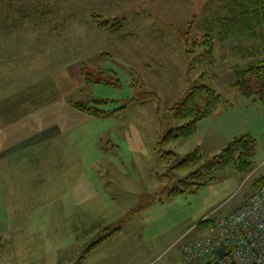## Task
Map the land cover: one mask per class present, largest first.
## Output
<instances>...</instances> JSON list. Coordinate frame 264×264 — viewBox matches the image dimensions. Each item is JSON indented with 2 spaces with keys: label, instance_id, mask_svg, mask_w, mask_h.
Here are the masks:
<instances>
[{
  "label": "rangeland",
  "instance_id": "374dc122",
  "mask_svg": "<svg viewBox=\"0 0 264 264\" xmlns=\"http://www.w3.org/2000/svg\"><path fill=\"white\" fill-rule=\"evenodd\" d=\"M226 15L222 0H5L0 4V22L5 19L8 28H13L17 34L21 31L29 40L47 39L49 44L56 40L51 48L63 55L67 47L63 57L70 62L74 59L75 64H80L85 54L92 56L96 50L114 55L96 56L94 63L81 65L96 83L79 86L70 98L91 103L93 99L108 100L103 107L106 110L126 104L125 107L105 118L84 116L79 122L73 118L78 124L60 142V146L67 145L70 162L86 165L82 176L90 183L91 199L86 203L90 212L75 216L74 226L79 223L81 227L75 233L74 246L65 251V256H72V264L100 237L103 227L121 226L126 221V212L139 205L143 194H158L165 186L176 185V180L161 183L157 179L158 174L166 173L168 161L157 151L156 144L168 130L177 126L170 108L192 86H207L221 99L215 111L198 122L200 132L191 136L188 144L177 145L183 152L179 157L183 158L198 146L202 155L214 156L234 137L248 134L256 142L252 157L254 169L247 176L237 173L233 167L216 170L214 178L209 174L201 176L196 183L203 185L197 186L192 193L175 198L158 194L156 199L161 198L163 203L151 206L147 217L142 215V222L152 225L151 232L142 235L158 241L156 237L165 238L163 248L174 242L171 245L174 247L168 250L177 262H181L177 254V251L180 254V241L198 236L204 228L197 224L206 215L221 217L247 196L256 178L264 175V105L245 99L234 85L235 67L264 56V29L256 30L255 37L228 31L220 23ZM94 19L108 20L113 27L94 30ZM191 21L198 32L207 27L214 32L209 38L211 50L204 52L198 48L191 55L192 68L185 58L183 35ZM41 33L42 36L36 38ZM200 35H193V39ZM65 38L69 42L66 47ZM49 56L36 51L35 56L29 58L33 64L36 61L49 63ZM146 59L163 62L165 67L161 70L165 73L160 74L163 80L159 82L157 75L148 74V71L143 73L140 61ZM93 64L112 65L114 74L93 70ZM85 76L83 73L82 77ZM143 89L155 92L160 101L152 100L143 105L128 102ZM174 141L164 149L176 152L175 145L180 142ZM204 149L209 150L208 153ZM107 161L124 164L126 175L116 180L111 175L109 181L112 182L107 183L106 192L102 190V183ZM198 165L177 170L178 179ZM130 180L135 190L126 193L122 186H127L124 182ZM84 185L86 187L80 188V192L87 194V183ZM139 228V223L130 226L117 242L116 250L121 251L124 261L133 260V256L143 250L149 251L150 243H143L142 237L135 234Z\"/></svg>",
  "mask_w": 264,
  "mask_h": 264
},
{
  "label": "crops",
  "instance_id": "0c3cea01",
  "mask_svg": "<svg viewBox=\"0 0 264 264\" xmlns=\"http://www.w3.org/2000/svg\"><path fill=\"white\" fill-rule=\"evenodd\" d=\"M1 21L0 264H72V256H65V251L74 246L75 233L81 227L79 223L74 226L75 216L90 212L86 205L91 199L90 183L83 180L82 176L86 165L70 162L72 159L67 145L60 146V142L78 124L74 123L73 118L79 122L86 116L71 105L73 91L83 84L96 83L81 65L89 66L94 63L93 58L96 56L114 55L109 51L94 50L92 56L85 54L80 64H75L74 59L70 62L63 57L69 43L66 38L63 40L66 48L62 55L55 52L56 48H51L52 44L55 46L56 40L49 44L47 39L37 38L42 33L36 35V40H29L21 31L17 34L13 28H8L5 19ZM95 26L94 30L104 29L96 23ZM36 51L44 53L45 57L49 54L53 56H49V63L36 61L33 64L29 57H34ZM140 63L143 73L148 71V74L157 75L159 82L161 78L163 80L164 77L160 75L165 73L161 70L165 67L163 62L155 63L146 59ZM113 68L112 65L93 64L91 69L114 74ZM83 73L85 77H82ZM198 124L195 133L200 132ZM188 140L177 139L173 142H180L175 145L178 155L183 153L178 148L188 144ZM197 149L199 152L202 150L199 146ZM204 151L208 153L209 150ZM124 170V164L107 161L102 190L107 192V183L112 182L109 181L111 175L113 180L124 177ZM85 183L87 194L80 192ZM124 183L127 186L122 187L126 193L135 190L131 180ZM251 191L252 187L248 194ZM247 196L223 215L238 208ZM155 204L157 202L126 219L120 232L91 248L83 264H186L178 251L181 262L171 256L168 248L174 247L171 246L174 242L163 248L165 238L156 237L158 241L155 237L142 235L150 233L152 225L142 222L141 217H147L150 207ZM136 221L140 228L135 234L142 237L143 243H150L149 251L143 250L139 255H134L133 260L124 261L121 251L116 250L117 242L122 240L125 230L137 224L134 223ZM163 257L168 259L164 260Z\"/></svg>",
  "mask_w": 264,
  "mask_h": 264
},
{
  "label": "trees",
  "instance_id": "16d2710c",
  "mask_svg": "<svg viewBox=\"0 0 264 264\" xmlns=\"http://www.w3.org/2000/svg\"><path fill=\"white\" fill-rule=\"evenodd\" d=\"M4 1L5 0H0V4ZM222 6L227 10V15L220 20L224 29L241 35L254 37L255 35L253 33L256 30L264 29V0H222ZM94 21L100 28L113 27V24L108 20L94 19ZM192 21L187 31L183 33L186 39L185 56L190 68H192L191 55L196 49H202L204 52H209L211 50L209 38H212L214 33L211 27H207L205 31L198 32L194 28ZM198 33L201 35L197 39H193V35H198ZM234 71L236 75L234 85L240 89L241 95L247 100L258 101L264 105V56L253 62H248L244 66L235 67ZM142 87L143 85H139V88ZM220 99V96L215 94L209 87L195 85L185 90L183 97L179 98L170 108V113L174 121L178 124L176 127L168 130L156 144L157 151L168 161L166 173L161 175L158 174L157 179L161 183L164 181L176 180V185L172 187L165 186L159 192V195L165 194V196L169 198H175L181 194L192 193L194 191L193 189L197 186L203 185L201 183H196L201 176L209 174L211 178H214V171L216 170L233 167L237 172L243 175H248L253 171L254 164L252 157L254 156L256 142L255 139L248 134L234 137L214 156H204L200 152L198 153V149H194L182 158L179 157L174 150L164 149V146L172 140H182L193 136L197 130L198 122L215 111ZM152 100H157L159 102L160 98L155 92L143 89L140 94L130 99L128 102L134 101L145 104ZM70 103L75 110L92 118L109 117L120 109H123L126 105L124 104L113 110H106L103 107L108 104L109 101L104 99H93L92 103L81 101H71ZM195 163L199 165L194 171L178 179L177 170L185 169ZM251 187L252 191L264 187V175L256 178L252 182ZM143 195L140 198L139 205L126 212L124 216L126 219L134 217L153 203L163 202L161 198L156 199L157 193H146V195ZM197 225L202 228L206 225V222L201 221ZM120 227L121 226L112 227L111 225L103 227L99 231L100 237L95 242L88 245L79 254L73 264H82L86 252L102 241L120 232Z\"/></svg>",
  "mask_w": 264,
  "mask_h": 264
},
{
  "label": "built area",
  "instance_id": "2783aa9c",
  "mask_svg": "<svg viewBox=\"0 0 264 264\" xmlns=\"http://www.w3.org/2000/svg\"><path fill=\"white\" fill-rule=\"evenodd\" d=\"M203 231L179 243L186 264H264V187L253 191L233 211L215 217L208 214ZM220 248L222 256L216 254Z\"/></svg>",
  "mask_w": 264,
  "mask_h": 264
},
{
  "label": "water",
  "instance_id": "95a60500",
  "mask_svg": "<svg viewBox=\"0 0 264 264\" xmlns=\"http://www.w3.org/2000/svg\"><path fill=\"white\" fill-rule=\"evenodd\" d=\"M225 253V250L223 248H220L216 251V254L219 256H222ZM213 257L209 258L208 260L205 261V264L209 263Z\"/></svg>",
  "mask_w": 264,
  "mask_h": 264
}]
</instances>
